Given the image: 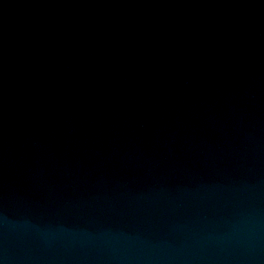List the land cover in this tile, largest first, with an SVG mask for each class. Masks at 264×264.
Returning a JSON list of instances; mask_svg holds the SVG:
<instances>
[{
  "label": "water",
  "instance_id": "obj_1",
  "mask_svg": "<svg viewBox=\"0 0 264 264\" xmlns=\"http://www.w3.org/2000/svg\"><path fill=\"white\" fill-rule=\"evenodd\" d=\"M0 264H264V0H0Z\"/></svg>",
  "mask_w": 264,
  "mask_h": 264
}]
</instances>
